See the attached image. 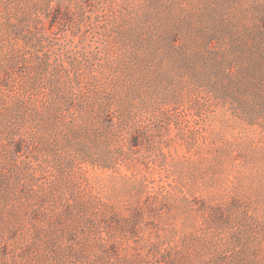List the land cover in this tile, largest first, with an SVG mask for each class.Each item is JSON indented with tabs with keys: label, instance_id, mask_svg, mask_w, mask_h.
Returning <instances> with one entry per match:
<instances>
[{
	"label": "rangeland",
	"instance_id": "1",
	"mask_svg": "<svg viewBox=\"0 0 264 264\" xmlns=\"http://www.w3.org/2000/svg\"><path fill=\"white\" fill-rule=\"evenodd\" d=\"M0 264H264V0H0Z\"/></svg>",
	"mask_w": 264,
	"mask_h": 264
}]
</instances>
